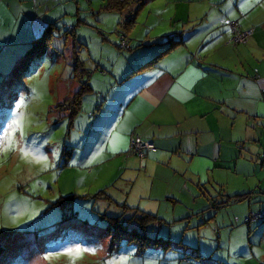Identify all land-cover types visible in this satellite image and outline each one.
<instances>
[{"label":"rangeland","instance_id":"rangeland-1","mask_svg":"<svg viewBox=\"0 0 264 264\" xmlns=\"http://www.w3.org/2000/svg\"><path fill=\"white\" fill-rule=\"evenodd\" d=\"M113 1L63 0L58 14L45 18L52 29L42 52L36 46L27 59L21 50L23 56L11 65L6 47L0 52V74L14 71L7 82L14 92L0 95V264H215L219 259L231 264L244 250L236 246L250 241V226L242 214L232 227L214 226V213L224 220L229 215L225 207L206 208L205 200L192 202L188 196L175 211L171 203L162 205L161 224L135 230V220H125L127 230L116 232L111 218L131 217L132 210L123 204L139 207L134 194L139 196L147 179L136 178L121 156L108 152L103 141L108 129L91 126L81 108L73 123L68 115L60 118L64 112L49 111L66 103L80 88L79 78L89 81L94 69L91 83L95 88L103 83L96 81L107 76L101 75V67L112 66L113 50L128 54V38L132 46L168 43L169 34L188 24V8L202 12L210 3L140 0L144 3L138 5L126 0L120 13L109 9ZM12 47L18 51L17 45ZM73 57L88 64L85 70L81 62L71 64ZM92 91L85 96L93 102L97 95ZM90 101L82 99L81 107L87 109ZM108 113L103 110L104 116ZM144 233L159 245L146 244ZM136 237L145 249L142 244V250L137 248ZM244 254L251 256L248 249Z\"/></svg>","mask_w":264,"mask_h":264},{"label":"crops","instance_id":"crops-1","mask_svg":"<svg viewBox=\"0 0 264 264\" xmlns=\"http://www.w3.org/2000/svg\"><path fill=\"white\" fill-rule=\"evenodd\" d=\"M61 1L0 0V52L6 47L11 53L8 65L40 37L49 24L45 18L58 14ZM209 1L205 11L188 8V24L179 33L183 42L152 65L130 74L164 43L141 41L132 46L128 38V54L111 51L109 69L98 63L101 75L107 76L96 81L103 83L95 88V69L89 72L97 98L92 102L84 96L90 104L81 109L90 116L91 126L108 129L103 139L108 152L121 156L136 178L147 179L137 190L139 196L134 194L145 211L158 215L169 203L175 211L188 196L192 202L205 200L207 208L217 194L249 192L223 206L228 220L214 213L212 222L232 227L240 222V214L260 213L248 225L250 241L236 246L244 250L231 264H264V0ZM229 22L240 30L251 29V34L244 42H231ZM74 61L73 57L71 64ZM80 62L87 67L81 58ZM13 73L1 72L0 95L14 92L7 83ZM105 109L109 113L104 116ZM132 135L153 141L156 150L143 157L130 153ZM245 248L251 256L244 254ZM218 261L215 264H224Z\"/></svg>","mask_w":264,"mask_h":264},{"label":"trees","instance_id":"trees-1","mask_svg":"<svg viewBox=\"0 0 264 264\" xmlns=\"http://www.w3.org/2000/svg\"><path fill=\"white\" fill-rule=\"evenodd\" d=\"M133 1H135L138 5L144 3V2L140 3L139 2L140 0H133ZM126 2H127L126 0H114L113 3L110 2L109 9L110 10H117V11H119L121 13V11L124 9V7L127 5V3L131 2V1L128 0V2L127 3ZM135 13H136V11L132 15H134ZM51 29H52L51 26L48 24L43 29L40 37L37 40H35V42L26 50L25 54H27L26 55L27 59L32 57L31 56V54L33 53L32 50L36 46L38 47V50L41 51V52H42V50H44V48H46V46L48 45V42H46V40L48 38H50V36H51V35H49V34H51ZM179 33H180V31L176 32V33L169 34L168 43L163 42L164 43L163 46L160 48L159 52L156 55H154L153 57H151L148 60L144 61L143 64H141L138 68H136V70L130 72V74H132L135 71H137V69L139 70V69H141L143 67H147V66L152 65L155 61H157L164 54H166L170 49H172L173 47H175L178 44H181L183 41H182L181 34L179 35ZM126 43H128V40L126 41ZM36 49L37 48H35V50ZM75 61L78 64L80 63L78 58H75ZM77 63H75V64L73 63L75 67L77 66ZM22 65H24V61H23ZM79 83H80V88L78 90H76V92L73 95H71L68 100H66V103H64L61 106H57V104H55L54 106H52V108H50L49 111H51V109L54 110V108H55L57 114L64 112V114H62L60 116V118L63 117V116L68 115V116H70V118L72 120V123H73L75 118L77 117V115H79V113H80L79 111H80V108H81V100L85 96V93L87 91H89L90 89L92 90V88H91V86L89 84V81H84V80L79 78ZM74 115H75V117H73ZM261 162L264 164V157H263ZM248 195H249V192H242V193L240 192V193H238L236 195H230V196L226 195V194H217V196L215 198H213L215 200L212 201V203H211L212 205L211 206H214L213 207L214 209L219 210L221 207L226 206L232 199H237V200L241 199L242 200V199L246 198ZM69 197H70V195H69ZM123 206H126L127 208L132 210V215H131V217H128V218H124V216H122L121 218H117L118 216L116 218H111V221L109 222V224H112L113 229H116V232H122L124 230H127L126 221H129V220H135V222H136V223L134 222L135 223V227H136V228H134L135 230H138V229L143 230L145 228H148L155 221L157 223L161 224L162 220H164L163 218L159 217L155 213H152V212H149V211H145L141 207H130V206H127V205H124V204H123ZM207 208H210V206H208ZM255 213L256 212L249 213L248 215L244 216L243 219L245 217L251 216V215H253ZM189 216L190 215H187L185 217L187 219H189L188 218ZM208 218H210V217H208ZM205 220H207V219H205ZM206 223H208V222L206 221ZM192 226L193 227H197V226H199V224L198 223H194ZM141 236H142V240L146 244L147 243H152V244H155V245H159V243H156L154 240H152L151 236H149V235H147L145 233L142 234ZM136 239H137V248L141 249L140 248V244H142L143 245L142 249H145L146 244L144 242L140 241L137 237H136Z\"/></svg>","mask_w":264,"mask_h":264},{"label":"built area","instance_id":"built-area-1","mask_svg":"<svg viewBox=\"0 0 264 264\" xmlns=\"http://www.w3.org/2000/svg\"><path fill=\"white\" fill-rule=\"evenodd\" d=\"M229 24L233 32V37L230 39V41L233 43L244 42L246 38L251 34V29L240 30L237 26V23L229 22ZM129 141V152L139 157H143L147 153L154 152L156 150V146L154 145L153 141L142 139L138 135H132ZM260 217L261 214L255 213L251 216L245 217L244 222L246 224H250L255 222Z\"/></svg>","mask_w":264,"mask_h":264},{"label":"clouds","instance_id":"clouds-1","mask_svg":"<svg viewBox=\"0 0 264 264\" xmlns=\"http://www.w3.org/2000/svg\"><path fill=\"white\" fill-rule=\"evenodd\" d=\"M243 222H244V219H243ZM246 224V223H245ZM251 224V223H250ZM250 224H247V225H250Z\"/></svg>","mask_w":264,"mask_h":264},{"label":"snow or ice","instance_id":"snow-or-ice-1","mask_svg":"<svg viewBox=\"0 0 264 264\" xmlns=\"http://www.w3.org/2000/svg\"><path fill=\"white\" fill-rule=\"evenodd\" d=\"M76 251L78 252L79 250L77 249Z\"/></svg>","mask_w":264,"mask_h":264}]
</instances>
